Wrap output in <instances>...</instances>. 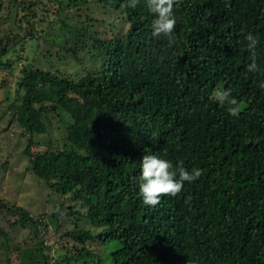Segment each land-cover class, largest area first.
<instances>
[{
	"label": "trees",
	"instance_id": "1",
	"mask_svg": "<svg viewBox=\"0 0 264 264\" xmlns=\"http://www.w3.org/2000/svg\"><path fill=\"white\" fill-rule=\"evenodd\" d=\"M97 1L120 11V24L106 28L111 37L78 25L63 41L77 55L95 40L100 66L78 77L28 66L15 105L31 136L28 169L76 202L56 216L76 221L64 232L77 249L74 261L264 264V0H177L171 38L152 37L146 0L134 8L127 0ZM45 4L0 0V29L32 28L39 11L52 24ZM248 32L258 38L255 72L246 68ZM0 33V43L10 39ZM217 87L231 89L236 115L214 99ZM51 111L66 112L62 143L33 152ZM153 151L202 175L151 207L138 196V173L139 159ZM9 210L27 215L24 226L43 224L19 205ZM83 216L88 225L79 223Z\"/></svg>",
	"mask_w": 264,
	"mask_h": 264
},
{
	"label": "rangeland",
	"instance_id": "2",
	"mask_svg": "<svg viewBox=\"0 0 264 264\" xmlns=\"http://www.w3.org/2000/svg\"><path fill=\"white\" fill-rule=\"evenodd\" d=\"M45 1L46 4L40 7L51 12L52 24L43 22L45 17L37 5L39 16H30L36 18H32L35 24L32 28L27 23L22 24L17 34L10 28L0 29L10 36L9 40L4 37L0 43V47L8 43L6 54L0 55V264H67L69 261L81 264L74 261L78 255L74 242L64 237V232L73 229L76 221L58 218L59 214L68 211L69 204L75 206L76 202L67 195L50 190L28 169L29 156L24 149L31 136L18 121L15 105L21 103L24 92L19 81L28 66L71 77L96 70L101 58L95 40L88 38L83 50L77 55H68L63 39L71 35L70 28L78 25L88 27L91 33L99 31L101 37H111V30L106 31V28L112 23L119 25L121 15L119 10L97 0H79L76 5L72 0ZM43 23L47 26L44 30L39 27L41 24L44 27ZM64 113L62 118L54 111L48 113L45 118L48 130L33 136V152H45L58 141L62 143L60 138L66 133L63 118L67 116ZM11 205L23 207L34 220H42L43 224L25 219L24 226L21 220L27 215L21 210L10 211ZM79 207L84 211V207ZM79 223L88 225V220L83 216Z\"/></svg>",
	"mask_w": 264,
	"mask_h": 264
},
{
	"label": "clouds",
	"instance_id": "3",
	"mask_svg": "<svg viewBox=\"0 0 264 264\" xmlns=\"http://www.w3.org/2000/svg\"><path fill=\"white\" fill-rule=\"evenodd\" d=\"M138 0H127L128 7H136ZM148 11L152 14L150 24L152 37L161 35L171 38L177 24L175 7L177 0H146ZM244 39L247 41V49L252 55V60L246 65L247 71L258 70L256 62V46L258 38L252 32H248ZM212 95L221 105H231L227 111L236 115L238 108L237 99L231 95L230 88H214ZM202 175L199 167L192 170L186 169L182 162L176 166L170 159L159 155L156 151L145 153L139 159L138 196L142 198L144 205L154 207L158 205L165 195L176 196L181 192L185 182L192 183Z\"/></svg>",
	"mask_w": 264,
	"mask_h": 264
}]
</instances>
